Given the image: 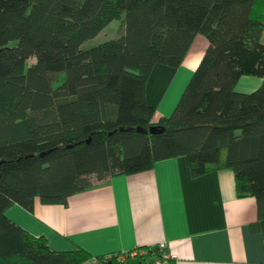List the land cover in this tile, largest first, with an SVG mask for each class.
<instances>
[{"label":"trees","instance_id":"16d2710c","mask_svg":"<svg viewBox=\"0 0 264 264\" xmlns=\"http://www.w3.org/2000/svg\"><path fill=\"white\" fill-rule=\"evenodd\" d=\"M114 19L116 36L82 47ZM196 34L204 52L155 119L147 78L155 64L178 66ZM242 75L261 82L236 90ZM178 155L192 177L232 171L236 195L255 199L250 227L264 243V0H0V264H93L80 247L51 248L6 208L65 204Z\"/></svg>","mask_w":264,"mask_h":264},{"label":"crops","instance_id":"0c3cea01","mask_svg":"<svg viewBox=\"0 0 264 264\" xmlns=\"http://www.w3.org/2000/svg\"><path fill=\"white\" fill-rule=\"evenodd\" d=\"M206 45L196 34L178 66H153L145 93L154 115L170 113ZM5 215L57 250L80 247L97 256L141 248L150 258L147 247L164 242L172 264H264L261 234L250 227L254 197L236 195L228 168L190 176L182 155L111 176L65 204L36 199L29 211L13 203Z\"/></svg>","mask_w":264,"mask_h":264},{"label":"built area","instance_id":"2783aa9c","mask_svg":"<svg viewBox=\"0 0 264 264\" xmlns=\"http://www.w3.org/2000/svg\"><path fill=\"white\" fill-rule=\"evenodd\" d=\"M158 249L161 252L160 256H154L152 258H147L146 251L141 248H132L129 250H124L115 253L103 254L102 258L105 260H109V258L113 255L117 261L121 264H172V255L165 249V243L160 242L157 245ZM89 263L100 264L96 256H92Z\"/></svg>","mask_w":264,"mask_h":264},{"label":"rangeland","instance_id":"374dc122","mask_svg":"<svg viewBox=\"0 0 264 264\" xmlns=\"http://www.w3.org/2000/svg\"><path fill=\"white\" fill-rule=\"evenodd\" d=\"M118 22H119L118 19H114V20L110 21L95 36L84 40V42L82 43V47L83 46H88V45L93 44V43L100 42V41H102V40H104L106 38H109V37L116 36L117 31H118V28H117L118 27ZM157 65L168 66V65H164V64H160V63L159 64H155V66H157ZM260 82H261V79L258 76H254V75H242L237 80L234 88L236 90L250 91V90L254 89L255 87H257L260 84ZM180 90H181V88L179 89L178 93L182 91V90L181 91ZM174 95H176V97L178 96V94H174ZM174 95H173V97H174ZM157 117H158V115H154V118L155 119Z\"/></svg>","mask_w":264,"mask_h":264},{"label":"water","instance_id":"95a60500","mask_svg":"<svg viewBox=\"0 0 264 264\" xmlns=\"http://www.w3.org/2000/svg\"><path fill=\"white\" fill-rule=\"evenodd\" d=\"M138 130H140V129L138 128ZM150 131H153V129H152V128H150Z\"/></svg>","mask_w":264,"mask_h":264}]
</instances>
